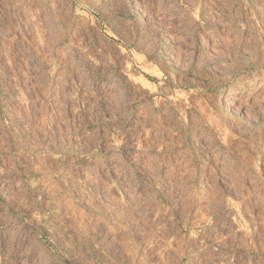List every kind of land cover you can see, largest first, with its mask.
I'll list each match as a JSON object with an SVG mask.
<instances>
[{
  "label": "rangeland",
  "instance_id": "rangeland-1",
  "mask_svg": "<svg viewBox=\"0 0 264 264\" xmlns=\"http://www.w3.org/2000/svg\"><path fill=\"white\" fill-rule=\"evenodd\" d=\"M0 264H264V0H0Z\"/></svg>",
  "mask_w": 264,
  "mask_h": 264
},
{
  "label": "bare ground",
  "instance_id": "bare-ground-1",
  "mask_svg": "<svg viewBox=\"0 0 264 264\" xmlns=\"http://www.w3.org/2000/svg\"><path fill=\"white\" fill-rule=\"evenodd\" d=\"M231 93V92H230ZM229 94V93H228Z\"/></svg>",
  "mask_w": 264,
  "mask_h": 264
}]
</instances>
